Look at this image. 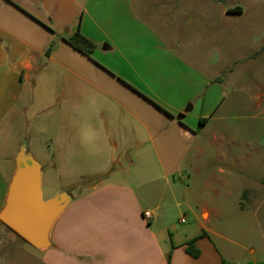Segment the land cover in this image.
<instances>
[{
    "label": "crops",
    "instance_id": "crops-1",
    "mask_svg": "<svg viewBox=\"0 0 264 264\" xmlns=\"http://www.w3.org/2000/svg\"><path fill=\"white\" fill-rule=\"evenodd\" d=\"M78 31L91 58L66 42ZM246 37L260 45L242 65L264 67V0H0V214L18 160H43L48 201L69 198L50 264H264L261 227L259 243L223 231L252 198L264 209V176L227 160L218 130L211 159L202 145L231 118L229 48Z\"/></svg>",
    "mask_w": 264,
    "mask_h": 264
},
{
    "label": "rangeland",
    "instance_id": "rangeland-1",
    "mask_svg": "<svg viewBox=\"0 0 264 264\" xmlns=\"http://www.w3.org/2000/svg\"><path fill=\"white\" fill-rule=\"evenodd\" d=\"M245 6L251 9L250 12L257 8L251 4ZM247 40V37L236 38L232 51L229 48V54L233 56L236 64L235 75L228 83L229 94L225 97L221 110L228 109L231 118L227 121H219L217 124L211 123L205 131L207 135L202 139V145L205 149V143L209 142L210 138L215 135V130H218L220 133L216 144L224 146L227 160H249L247 170L243 173L264 176V67L261 61L252 63L248 69L242 65L249 55L253 57L255 47L260 45L256 37H249L250 43ZM222 50L220 49V53L223 54ZM214 150L206 148L204 156L211 159ZM191 159L194 160V151L189 157V160ZM37 161L43 162V160ZM189 182L194 187V181ZM248 183L255 184L253 181ZM53 188V183L46 184L42 188L44 201H48L52 197ZM260 193L263 192L260 191ZM258 200L259 196L251 199L252 206L246 213L241 214L237 211L234 214L231 213L236 227L223 230L242 244L259 243V227L264 234V209L257 216L252 212ZM193 205H196L195 202ZM225 227L227 228V226ZM7 230L0 227V231L7 233ZM11 234L9 240L0 237V253L2 255L0 264H50V257L47 256L49 254L43 253L28 242L21 240L14 233ZM217 243L221 247V242L217 241ZM236 251L239 255H235V257L241 259L244 256L243 251L240 249H236Z\"/></svg>",
    "mask_w": 264,
    "mask_h": 264
},
{
    "label": "water",
    "instance_id": "water-1",
    "mask_svg": "<svg viewBox=\"0 0 264 264\" xmlns=\"http://www.w3.org/2000/svg\"><path fill=\"white\" fill-rule=\"evenodd\" d=\"M68 202L65 194L43 201L42 166L35 160L20 158L0 220L30 245L45 250L51 246L52 227Z\"/></svg>",
    "mask_w": 264,
    "mask_h": 264
},
{
    "label": "trees",
    "instance_id": "trees-1",
    "mask_svg": "<svg viewBox=\"0 0 264 264\" xmlns=\"http://www.w3.org/2000/svg\"><path fill=\"white\" fill-rule=\"evenodd\" d=\"M66 42L88 58L92 57V54L97 48V44L91 39L87 38L84 34H82L81 31H78L75 35L66 39ZM203 121L205 122L206 120H202L201 125L203 124ZM20 239L22 238L20 237ZM195 244L196 240L191 241L188 244L186 251L192 257L197 258L200 255V251L196 248ZM223 264L227 263L223 262Z\"/></svg>",
    "mask_w": 264,
    "mask_h": 264
},
{
    "label": "built area",
    "instance_id": "built-area-1",
    "mask_svg": "<svg viewBox=\"0 0 264 264\" xmlns=\"http://www.w3.org/2000/svg\"><path fill=\"white\" fill-rule=\"evenodd\" d=\"M152 217H153L152 212H150V211L145 212V218H146L147 220L152 219Z\"/></svg>",
    "mask_w": 264,
    "mask_h": 264
}]
</instances>
